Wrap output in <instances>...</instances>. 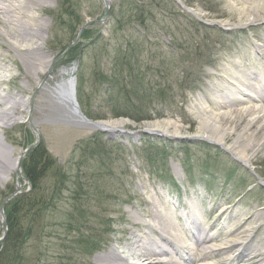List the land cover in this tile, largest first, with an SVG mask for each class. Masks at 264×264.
Masks as SVG:
<instances>
[{"label": "rangeland", "instance_id": "obj_1", "mask_svg": "<svg viewBox=\"0 0 264 264\" xmlns=\"http://www.w3.org/2000/svg\"><path fill=\"white\" fill-rule=\"evenodd\" d=\"M26 1L41 3L34 23L44 27L39 29V43L54 66L49 75L40 73L19 46H10L9 39L0 35V64L5 67L0 73L5 79L0 84L4 124L0 127V158L12 168L17 160L18 167L23 151L37 139L28 123L32 119L41 132L39 145L54 162L41 179L39 191L48 200L53 198V185L58 183L62 191L54 200L57 207L23 220L21 226L32 225V232L11 264H99L97 256L114 245H119L118 253L127 254L120 245L129 242L135 225L139 236L150 229L144 220L151 216L153 205L147 200L158 197L183 200L204 194L210 197L209 206H232L236 215L232 226L236 227L251 213L259 214L257 220L244 225L251 230L240 235L245 241L254 235L255 242L262 243L264 146L255 152L246 150L249 165L223 145L203 140H189L185 145L174 137L139 131L146 124L172 120L179 124V135L199 132V109L220 110L212 99L221 93L213 86L220 83L225 68L234 60L239 65L264 60V52L255 54L264 38V19L254 25L239 23L249 2L182 0L195 15L177 0H110L109 21L102 25L92 21L104 17L103 0ZM211 21L220 25H206ZM229 26L234 28L227 30ZM77 36L80 39L69 50L72 54L57 59ZM32 39L29 37L26 47L35 45ZM68 65L77 67V87L88 117L112 125L123 119L122 131H100L71 121L69 113L64 115L65 109L50 94L45 80L53 84L59 70ZM247 121L229 131L227 144L237 139L236 133ZM98 131L103 135L98 138L100 145L94 146ZM153 140L165 144L162 150L148 149ZM206 171L209 177L204 178ZM17 173L12 171L7 180L0 175V207L13 192ZM30 190L29 183L23 184V193ZM136 212H140L141 220L136 219L140 224L134 222ZM218 231L216 228L214 233ZM84 233L93 237L80 236ZM232 234L236 238L237 233ZM3 235L0 215V237ZM7 238L8 233L0 241V257ZM119 238L122 243L117 242ZM95 243L101 251L83 256ZM228 255L215 261L225 263ZM5 257L3 264H9Z\"/></svg>", "mask_w": 264, "mask_h": 264}, {"label": "bare ground", "instance_id": "obj_2", "mask_svg": "<svg viewBox=\"0 0 264 264\" xmlns=\"http://www.w3.org/2000/svg\"><path fill=\"white\" fill-rule=\"evenodd\" d=\"M247 2H249V4L245 7V15H243L239 23L254 25L257 21L263 20L264 15L261 16L260 12L264 13V0H247ZM40 5L41 3L36 1L32 3L26 0H0V35L9 39L10 46L15 48L19 46L18 50L30 63L38 66L40 73L47 74V69L52 63V57L46 54L43 43H39V29H42L43 26L41 23H34L36 17L34 13L37 7H41ZM257 24L259 23L257 22ZM29 37L33 38L30 41L35 42L33 47H26L25 45L26 42L29 41ZM260 48L264 51V38L262 39ZM256 54L259 55L258 53ZM2 65L0 64V73L5 69ZM235 66H237V62L234 61L231 65L226 67L225 75L222 78L223 80L221 79L220 83L217 85L215 84L216 86L214 85L213 87L215 92H224L227 95L230 93L229 84L234 80L240 83V85L235 84L239 88V91L235 88L232 96L219 95L213 98L212 100L219 104L220 110L217 112L212 111L208 106H202L201 109H199L201 114L199 132L192 135L200 136L208 139V141L223 145L227 150L232 151L239 157V159L241 158L243 162L250 165L252 162L245 154L246 150L251 149L255 152L260 147L264 146V73L250 70L249 65L244 68L238 67V70L234 68ZM259 67L264 69V60H260ZM59 75L63 80L66 75L65 69L60 70ZM243 77L245 79H242ZM252 80L256 82H252ZM4 81V77L0 74V84ZM61 82L57 80L54 84H51L48 78L45 80V83H47L46 88L49 90L50 94H59L61 96L59 99L62 98L61 100L64 102L63 106L66 107L65 104H70L66 102L63 95L57 91ZM1 97L2 95L0 94V98ZM250 98H255L256 100L252 102L249 100ZM231 102L236 103L238 106H236V104H229ZM2 114L3 112L0 111V127L2 125L4 126L1 122ZM69 116L70 118L74 117L73 113L70 111ZM10 118L14 119L12 117ZM246 118L248 121L244 124L242 131L238 133L235 132L237 134V139L227 144V137L231 135V132L239 129L243 121H246ZM123 124L124 120L121 119L114 123L115 126L112 125V122H105L104 124H92L90 128L100 129L103 127L122 129L124 126ZM252 128H254L253 131H251ZM144 129L148 130L153 135L176 136L181 140V143L185 145H188L187 141H192L193 139L189 137L186 138L184 135H179V124L172 120L156 121L146 124ZM17 168V160L12 168L0 158V175H4L2 177L4 180L9 179L12 171H17ZM162 181L168 183L166 180ZM151 200L153 201L147 200L149 204L152 203L153 205V210L150 214L151 221L153 222H151L150 229L143 231L141 236H139L140 229L137 232L135 225L130 231L131 237L129 242L125 241V245H120L127 252V259H123L121 257L122 255L118 253L117 248H120L119 245H114L113 247L115 248L111 247L107 253L97 256V261L101 262L99 264H114L120 257L124 261V264H132L128 261L129 258L144 257L145 253H151L156 256L155 259L147 261V264H180L181 261L185 260V258L190 255L188 253V248H190L189 236L198 241L202 251L198 254V258L196 256H192V258L188 257L186 261L188 264H195L199 258L207 259L213 257V255L223 257V255H227L231 252H235L231 260L235 264L236 262L237 264H264V241L262 243H256L254 235L251 236V238L248 237L250 239L246 243L240 241V238L244 235L239 238H229L226 245L214 242L222 235L228 237L232 233L240 235L244 231H250L251 229L244 228V225L257 220L259 214L256 215L255 213H251L245 218V221L241 222L240 226L236 227L233 231L228 229L225 225L219 233L210 235L203 227L200 229V223L203 222L205 225L207 224L210 229H215L223 217L225 218H223L222 221L225 223L231 221V218L236 217L232 206L227 207V205H219L217 209L220 210H216L211 215H215V217L206 218V216H203L202 212L198 210V206L202 200L194 199L192 201L190 200V202L181 200L178 202H185V208H183L179 214L176 211L177 216L173 217L175 214L174 207H177L174 202L171 204V207H173L172 211L168 212L171 207L167 208L169 204L162 197L152 198ZM191 207L194 208V211L191 210ZM178 216L181 220L183 219L182 221L187 225V229L190 231L189 233L181 228ZM140 218V214L136 212L134 214V222L140 224V222L136 221V219L141 220ZM213 219L214 221H212ZM195 224H198L197 226L200 231L194 234L193 229L195 227H192L195 226ZM156 235H158L162 241H155ZM121 240L122 239L119 238L117 242L122 243ZM232 262L227 261V264H234ZM146 263L138 262L135 264ZM211 264H220V262L214 261L211 262Z\"/></svg>", "mask_w": 264, "mask_h": 264}, {"label": "trees", "instance_id": "obj_3", "mask_svg": "<svg viewBox=\"0 0 264 264\" xmlns=\"http://www.w3.org/2000/svg\"><path fill=\"white\" fill-rule=\"evenodd\" d=\"M126 63L130 64L128 58ZM100 136H102V134H97V137L94 140L95 142L93 143L94 146L95 144L96 146L100 145L98 144V138ZM52 163L54 162L51 161V157L48 154V151L42 145L32 150L24 160L23 163L24 174L31 181L33 190L32 192L26 193L24 195L15 198L7 205L6 214L9 223V233H8V238L6 240L7 242L1 253L0 264L4 263L3 261L5 260L4 259L5 256H8L7 259L9 264H11L13 259L14 260L17 259L21 245L23 244V242H25L26 238H28V236L31 235L32 225H28L29 228H24L23 226H21L23 225L24 222L23 220L29 218L31 219L32 216H38V214L42 211H46L50 208L54 209L56 207L55 205L57 201L54 202V200L56 198H59L60 191H62L60 190V188L58 189V183L57 186L54 185L52 186L51 195L53 196V198H49V200L46 199V197L41 193V191H39L41 187L40 184L41 179L44 177L45 172H47L49 168L53 165ZM64 178L65 175L61 176L60 180ZM77 188L78 187H75L74 190L77 191ZM80 236L84 237L85 235L81 234ZM2 254H4V257Z\"/></svg>", "mask_w": 264, "mask_h": 264}, {"label": "water", "instance_id": "obj_4", "mask_svg": "<svg viewBox=\"0 0 264 264\" xmlns=\"http://www.w3.org/2000/svg\"><path fill=\"white\" fill-rule=\"evenodd\" d=\"M107 8H108V12H109V5H107ZM107 12V14H108ZM89 23H87L88 25ZM86 25V26H87ZM85 26V27H86ZM83 27V29L85 28ZM82 29V30H83ZM60 92L61 94L63 95L64 97V100L66 102H68L70 105L68 107H72L71 110L73 112V114L78 117L77 120H80V121H88L90 122L88 119H86V116L83 114V112L81 111L80 107H79V104L77 102V96H76V89H75V82H74V78H72L70 81H68L67 83L63 84L60 88ZM40 136V135H39ZM40 142V137L39 139L37 140V142L32 145L29 149H27L26 151H24L23 155L21 156V160H20V164H22V161L25 157V154L28 150L30 149H33L38 143ZM19 189V187H17ZM18 191V190H17ZM16 191V192H17ZM15 194V193H14ZM14 194L10 195V197H12ZM4 207V206H3ZM3 207L1 208V213L4 212V209ZM3 226L5 229H7V223H6V220L3 221Z\"/></svg>", "mask_w": 264, "mask_h": 264}]
</instances>
